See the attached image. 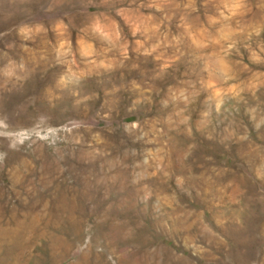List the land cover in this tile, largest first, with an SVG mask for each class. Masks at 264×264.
Returning <instances> with one entry per match:
<instances>
[{
	"label": "rangeland",
	"instance_id": "rangeland-1",
	"mask_svg": "<svg viewBox=\"0 0 264 264\" xmlns=\"http://www.w3.org/2000/svg\"><path fill=\"white\" fill-rule=\"evenodd\" d=\"M0 264H264V0H0Z\"/></svg>",
	"mask_w": 264,
	"mask_h": 264
}]
</instances>
